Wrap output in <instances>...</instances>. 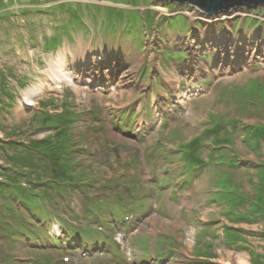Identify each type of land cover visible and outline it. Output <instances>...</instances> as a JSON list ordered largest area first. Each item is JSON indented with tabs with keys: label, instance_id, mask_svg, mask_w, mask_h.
<instances>
[{
	"label": "rangeland",
	"instance_id": "rangeland-1",
	"mask_svg": "<svg viewBox=\"0 0 264 264\" xmlns=\"http://www.w3.org/2000/svg\"><path fill=\"white\" fill-rule=\"evenodd\" d=\"M157 1L0 0V146L49 144L64 122L69 153L54 157L83 161L67 170L90 183L57 191L47 180L61 169L33 173L48 162L37 156L13 167L0 148V264H264V61L211 68L210 42L189 62L195 38L254 33L263 49L264 6H231L206 25L196 6ZM247 41L236 47L249 56ZM90 65L114 77L92 79ZM9 177L55 193L52 206L19 203ZM120 209L132 218L119 221ZM89 210L112 218L107 231ZM58 217L82 223L94 245L82 251ZM19 222L46 234L28 238Z\"/></svg>",
	"mask_w": 264,
	"mask_h": 264
},
{
	"label": "trees",
	"instance_id": "trees-1",
	"mask_svg": "<svg viewBox=\"0 0 264 264\" xmlns=\"http://www.w3.org/2000/svg\"><path fill=\"white\" fill-rule=\"evenodd\" d=\"M59 115V114H58ZM60 122V121H59ZM58 123V122H56ZM58 127L60 126H63L62 129L60 130V132H55L54 136L53 135V141L51 142V140H49V144H40V145H34L32 144L31 142L28 141V143L22 145V149L20 150H16L15 152H12V153H9V149L7 148V145L6 146H0V148H2V151L4 152V154L9 158L8 160L11 161V165L13 167H16V165H21L23 163H26V165H31V161H34L35 158H41L42 160H46L48 161L47 163H45L42 167H39L38 166V170H34L36 167L31 165V168L33 169V173L34 172H38L37 174H44L47 173L49 176H51V172L50 171H47V169L45 168L46 166H50L51 169L54 171L55 173V168H59L61 169L62 172H64L65 176H62L63 178H58L57 176H53L52 178H49L47 181L54 185V187H52V185H48L45 184L46 182L45 181H31L29 179V183L32 185H37L39 183H42L44 185H46V187H52L53 189L57 190L59 189L57 186H61V187H64L65 185L67 186H70V187H77L78 183L77 182H80L81 181V176H80V173L78 174H75L74 172H70L69 170L67 169H72V166H68L66 164V158L64 156H58L57 158L54 157L56 156L57 154H59V152H62L63 154H68L69 153V149L67 148L71 141H72V138L66 133L67 131H69V128H70V125H64V122H60L59 124H57ZM64 130L66 132H64ZM48 141V139H47ZM59 143H62V145H59ZM195 141H193L191 144H194ZM196 148V146H195ZM193 152V151H192ZM24 153H28V156L24 157ZM194 153V152H193ZM37 156V157H35ZM68 157L72 158L73 155H68ZM23 159V160H21ZM27 159V161H26ZM26 161V162H21V161ZM43 163V162H42ZM69 167V168H68ZM23 168H25L23 166ZM39 171L41 173H39ZM47 171V172H46ZM53 173V172H52ZM83 173V172H81ZM48 176V177H49ZM9 180L7 181L6 185H8L10 187V189L7 190V193L8 195L10 196H13L15 200H17L19 203L21 204H24V205H29V206H33L34 208V211H37L36 209L40 208H46V211H48V208H47V201H49V203L52 205L53 204V201H54V194L55 193H50L48 194L47 192H45L44 190L42 189H36L35 187H32L31 189H26V188H23L22 186H20L18 184L17 181L14 180V178L12 177H9L8 178ZM57 185V186H55ZM4 185H2L0 183V194L4 197V193H5V188L3 187ZM58 191V190H57ZM38 207V208H37ZM142 207V206H140ZM101 208H97V210H100ZM115 209V208H113ZM43 210V209H42ZM94 212L93 210H90V211H86L84 214H85V218L88 220L87 222H91V223H97L99 224V219L101 217L100 215V212L97 211ZM122 211H119L117 212L118 214V217H119V221H122L123 218H122V215L126 212V210H123V209H120ZM38 213V212H37ZM41 216V214H40ZM108 214L106 216H104L103 218L101 217V226L102 227H105L107 226V223H109V220L108 218L111 220L112 218L111 217H107ZM63 224L66 226V228H70L71 230H69L68 228V233H72L70 234L72 237L73 235H75L76 237V232L74 231V228L70 225H68L66 222H63ZM17 228L18 229H21L22 231L26 232L27 236L30 237V238H37L36 236H32L28 230H26L24 228V225H23V222H19L17 224ZM89 230V229H88ZM87 231H85V233L80 234V237L82 239V243H85L86 240H89L90 243L93 242L91 240V237L89 235L86 234ZM40 237H43L46 233L44 232L43 233H38Z\"/></svg>",
	"mask_w": 264,
	"mask_h": 264
},
{
	"label": "bare ground",
	"instance_id": "bare-ground-1",
	"mask_svg": "<svg viewBox=\"0 0 264 264\" xmlns=\"http://www.w3.org/2000/svg\"><path fill=\"white\" fill-rule=\"evenodd\" d=\"M155 1H157V0H155ZM160 1H162V0H160ZM159 1V2H160ZM163 1H166V0H163ZM168 1V0H167ZM173 2H175V3H177V5L178 4H182V3H187V4H189V6H195V5H193V4H191L189 1H186V0H183V2H181V1H175V0H172ZM158 2V1H157ZM240 5H237V6H230L232 9H234V7H239ZM196 8V10H198L199 11V13H200V16H202V17H199L198 15L196 16V15H191V17L193 18V17H196V18H199V19H201L202 18V20L205 22V24L206 25H209L210 23H213V24H217V22L219 21V20H221V19H224V20H227V19H229L230 18V16L232 15V14H234L232 11H227L226 9H220L218 12H215L214 14H211V13H208V12H206V11H204V10H201L200 8H197V7H195ZM143 9V8H142ZM221 11H223V12H221ZM241 12V11H240ZM203 13V14H202ZM244 13V12H243ZM235 14H236V12H235ZM237 15H241V16H244L243 14H238L237 13ZM203 16L205 17V18H203ZM201 24V23H200ZM245 27V24L243 25L242 23H241V26H240V28L241 29H243ZM226 32H227V29H226ZM215 34V33H214ZM207 35H209L208 33H207ZM181 35H178V37L176 38V40H175V42H181V40L180 39H182L183 37H180ZM182 36H185L184 34H182ZM211 37V36H210ZM204 39H206V37H203ZM212 38V37H211ZM195 41H194V43L197 41V47H192L191 49H189V51H190V53H189V56H190V61L189 62H194V56H196L197 55V51H200V49L202 48V52H204V51H206L205 50V48H203V47H206V48H208V51H211V52H213L212 51V47H214V46H211V44L214 42L216 45H217V47H219L220 49H219V51H218V53H216V51H214V54H215V57H214V61L213 62H211L210 64H211V68H217L218 66H221V65H223V66H226V67H231L232 66V63L233 62H235V63H237V62H239L240 63V60L242 59V58H245L244 57V55L245 56H247V60L251 63V64H253L254 62H256V61H264V48L262 49V47H261V45H259V43H258V40H257V36H254V33H250V34H247V35H242L241 34V32H239L238 31V33L235 35V36H229V35H227L226 36V38L224 39V38H222V39H219V41H213V38L211 39V40H204V41H200V42H198V40H196V38L194 39ZM248 40V41H247ZM240 42V44H242V43H245L246 41H247V43L249 44V49L251 50L250 52V55L248 56L247 54H245L244 52H241L237 47H236V44H237V42ZM250 41H252V43H249ZM202 42V46L200 45V43ZM211 42V44H208V43H210ZM208 44V45H207ZM214 45V44H213ZM192 49H195V51L194 50H192ZM256 51L258 52V54H256ZM199 54V53H198ZM212 54V53H211ZM216 54H217V56H216ZM229 56V57H228ZM258 58V59H257ZM246 59V58H245ZM253 59H255L254 61H253ZM98 63L99 62H97V65H98ZM244 63L245 62H243L242 64H239V65H241V67H243V68H247V70H249L252 66H247V65H244ZM95 65V64H94ZM94 65H93V67L91 66V68H87L89 71H88V73H89V75H92V76H90L92 79L94 78V76L95 77H97V73L99 74V79H101V77L103 78V79H105V77H109V78H111V77H114L113 75V73H111V72H106V73H103V72H95L94 70H95V68L96 67H94ZM239 65H237V66H239ZM222 67V66H221ZM63 69V68H62ZM186 69H188V68H186ZM128 71L129 70H127V71H122L121 73H120V77H119V83H124V84H127V83H129L130 82V76H128L127 75V73H128ZM256 71H258V69H255L254 70V72H256ZM261 71V70H260ZM79 72L76 70V74H78ZM109 74V75H108ZM63 75V74H62ZM69 76H70V74H68V80H69ZM84 77L81 73H79V77ZM57 77H59L60 78V76L58 75ZM130 78V79H129ZM64 80V79H63ZM230 80V79H229ZM67 81V80H66ZM71 82H72V80H70ZM88 82H89V79H88ZM81 83H83V82H81ZM114 88H112V90H113ZM30 104V103H29ZM32 104H33V102H32ZM35 104V103H34Z\"/></svg>",
	"mask_w": 264,
	"mask_h": 264
},
{
	"label": "water",
	"instance_id": "water-1",
	"mask_svg": "<svg viewBox=\"0 0 264 264\" xmlns=\"http://www.w3.org/2000/svg\"><path fill=\"white\" fill-rule=\"evenodd\" d=\"M177 1V0H175ZM183 2V0H178ZM196 7L204 10L208 13L214 14L221 8H225L227 11L230 10V6H237L243 3L247 4L248 7H257L259 5L264 6V0H186Z\"/></svg>",
	"mask_w": 264,
	"mask_h": 264
}]
</instances>
